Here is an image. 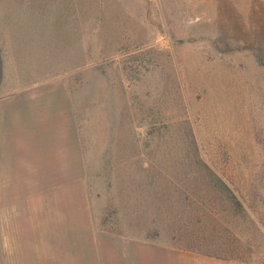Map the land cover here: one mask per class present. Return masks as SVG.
Segmentation results:
<instances>
[{"label":"rangeland","instance_id":"rangeland-1","mask_svg":"<svg viewBox=\"0 0 264 264\" xmlns=\"http://www.w3.org/2000/svg\"><path fill=\"white\" fill-rule=\"evenodd\" d=\"M24 93L80 164L36 197L0 170V264L37 211L63 264H205L180 248L217 238L264 264V0H0V120Z\"/></svg>","mask_w":264,"mask_h":264},{"label":"crops","instance_id":"crops-1","mask_svg":"<svg viewBox=\"0 0 264 264\" xmlns=\"http://www.w3.org/2000/svg\"><path fill=\"white\" fill-rule=\"evenodd\" d=\"M230 6L232 7V3ZM233 21L236 23V26H241V23H237L236 21H243V28H248L249 26V23H246V19H240L239 15H235ZM242 43H244V41H242ZM23 95L22 115L17 116L16 122L8 123V120H6L5 116L0 120V170L2 171L5 169L8 171V173L12 174V178H6L8 181L7 184L18 183L20 186H22L20 189L22 192L18 191V193H13L15 196L36 197L41 196L43 191L49 190L54 192V190L58 189V184L64 180L63 176H61L63 156L65 155L67 158H75L76 161L72 163L73 166L77 167V165L80 164V161L78 160V156H80V148L77 140L78 133L73 128L70 129V141L67 143L65 142L66 152L64 153V145L59 130L57 131L55 126H51V120H49L48 124V120L44 115H42V113L45 111V108H41L40 104L39 106L35 107V105L31 103L32 100L30 93H24ZM68 150L69 153L67 154ZM78 178L79 176H72L67 178V180H78ZM33 180L47 182V184L44 185L42 183V186L40 187L41 189L38 190V192L31 193L30 186L31 181ZM9 194L13 195L11 192H9ZM48 194L51 195L52 193ZM54 195H56V192H54ZM37 212L39 214L37 220L39 221H33V223H31V220H29L28 222L31 224L39 223L40 226V223L42 222V215L40 213L41 211ZM26 213L28 212L26 211ZM16 221H13V223L15 224ZM10 222L11 221H9V223ZM22 223H25V221L22 220ZM39 226L35 228L40 230ZM21 228L25 230L23 233H26L27 235L25 234L26 236L23 238L21 234H17L15 237L12 236L16 238V241L14 238H10L11 242L8 239L7 245H27L28 247L25 248V251L27 250V252H21V250H24L23 247H21L19 252H7L5 260L8 264L64 263L62 262V258H56V256H58V254L54 253L56 250L46 247L53 244L54 242H47V238L40 237V234L39 236L36 235L33 225L29 228L30 232L28 233L26 232L27 228ZM96 244L100 246L102 242L99 240ZM2 258L3 257H1L0 260ZM94 260L95 256L93 255L91 261ZM205 264L238 263L220 260H206Z\"/></svg>","mask_w":264,"mask_h":264},{"label":"trees","instance_id":"trees-1","mask_svg":"<svg viewBox=\"0 0 264 264\" xmlns=\"http://www.w3.org/2000/svg\"><path fill=\"white\" fill-rule=\"evenodd\" d=\"M205 169L209 173H212V172H210V170L207 167H205ZM217 185L221 190H223L224 192L227 193V195H228L227 199L229 200V204L232 205V208L234 209V211L236 213H240L242 210V205L236 199V197L232 194V191L227 186V184H225L224 182L217 181ZM235 241H237V244H239L238 240H235ZM180 249L187 251V252L212 257L214 259L221 260V261L235 262V263H239V264H249V262H247V260H244L242 258H238V254L235 253L236 251H238L236 248H234L230 245H227L225 242H220L219 238L212 240L211 245H209V246H206L205 243H202V244H199L198 247L194 245L191 247H182ZM209 249H212V251H214V252H212V253L209 252L210 251ZM236 254H237V256H236Z\"/></svg>","mask_w":264,"mask_h":264}]
</instances>
